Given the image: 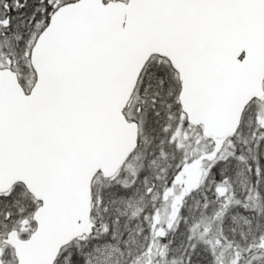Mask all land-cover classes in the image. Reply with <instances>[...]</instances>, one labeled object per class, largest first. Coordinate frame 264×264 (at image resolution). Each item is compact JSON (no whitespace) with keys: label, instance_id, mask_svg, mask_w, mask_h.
Segmentation results:
<instances>
[{"label":"snow or ice","instance_id":"obj_1","mask_svg":"<svg viewBox=\"0 0 264 264\" xmlns=\"http://www.w3.org/2000/svg\"><path fill=\"white\" fill-rule=\"evenodd\" d=\"M0 264H264V0H0Z\"/></svg>","mask_w":264,"mask_h":264}]
</instances>
